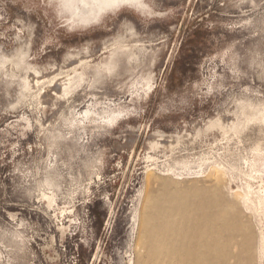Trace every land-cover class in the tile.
<instances>
[{
	"label": "rangeland",
	"instance_id": "obj_1",
	"mask_svg": "<svg viewBox=\"0 0 264 264\" xmlns=\"http://www.w3.org/2000/svg\"><path fill=\"white\" fill-rule=\"evenodd\" d=\"M201 262L264 264V0H0V264Z\"/></svg>",
	"mask_w": 264,
	"mask_h": 264
},
{
	"label": "bare ground",
	"instance_id": "obj_2",
	"mask_svg": "<svg viewBox=\"0 0 264 264\" xmlns=\"http://www.w3.org/2000/svg\"><path fill=\"white\" fill-rule=\"evenodd\" d=\"M213 215H214V214H213ZM210 218H212V217L210 216ZM214 219H215V218H214ZM186 221H187V220H186ZM198 222H199V221H198ZM240 222H241V221H240ZM240 222H239V224H240ZM214 223H215V222H214ZM227 224H228V223H227ZM231 225H232V224H231ZM238 226H239V225H238ZM216 228H217V227H216ZM217 230H218V228H217ZM218 232H219V231H218ZM194 234H195V233H194ZM166 241H167V240H166ZM215 241H216V240H215ZM190 242L192 243V241H190ZM201 243H202V242H201ZM153 245H154V244H153ZM202 245H203V244H202ZM200 246H201V245H200ZM203 246H204V245H203ZM179 247H180V246H179ZM220 248H221V247H220ZM190 249H191V248H190ZM227 252H228V250H227ZM197 253H198V252H197ZM199 255H200V254H199ZM219 256H220V254H219L218 256L216 255V257H218V258H219ZM209 259H210V258H209ZM216 259H217V258H216ZM207 261H208V263H210L208 259H207ZM216 261H217V260H216ZM221 261H223V260L221 259ZM219 262H220V260H219ZM224 262H225V261H224ZM224 262H223V263H224ZM215 263H216V262H215ZM217 263H218V262H217ZM223 263H222V264H223ZM225 263H226V262H225ZM201 264H202V262H201ZM219 264H220V263H219Z\"/></svg>",
	"mask_w": 264,
	"mask_h": 264
}]
</instances>
